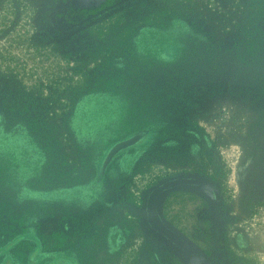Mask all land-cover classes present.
I'll list each match as a JSON object with an SVG mask.
<instances>
[{"label": "rangeland", "instance_id": "rangeland-1", "mask_svg": "<svg viewBox=\"0 0 264 264\" xmlns=\"http://www.w3.org/2000/svg\"><path fill=\"white\" fill-rule=\"evenodd\" d=\"M44 5L0 0V94L17 95L19 123L17 134L2 114L12 138L0 160V264H30L33 252L34 264H137L145 198L179 175L209 179L223 219L191 189L162 196L164 219L207 261L221 251L225 264H264V0H144L96 22L82 46L48 36ZM144 128L146 146L107 163L97 203L77 195L79 213L96 209L66 235L61 203L40 195L91 184L108 149ZM145 234L163 264H190Z\"/></svg>", "mask_w": 264, "mask_h": 264}, {"label": "flooded vegetation", "instance_id": "flooded-vegetation-1", "mask_svg": "<svg viewBox=\"0 0 264 264\" xmlns=\"http://www.w3.org/2000/svg\"><path fill=\"white\" fill-rule=\"evenodd\" d=\"M144 0H103L100 2V0H89L88 2H86L85 6H75L72 2V0H45V5L44 8L40 14V23L41 26L43 27V29L45 30V32L48 34L49 37L55 38V39H63V38H68L70 36H74V38H76V44H81L85 45L87 44H91L92 39L88 36H86V33L90 32H94L95 30L94 28V24L96 22H98L99 20L107 17L108 15L112 14L115 11L127 8L133 4L136 3H141ZM1 26V24H0ZM2 35V31L0 28V37ZM86 44V45H87ZM173 45H170L168 47V49L166 50V53H171L173 56ZM164 52V51H163ZM162 52V54H163ZM3 59V54L2 52H0V59ZM1 69V68H0ZM12 76V75H11ZM13 90L12 93L10 94V96H8V98H4L3 94H0V122H3V116L2 114H4L5 116V120L7 119L8 114H10L11 118L15 119V132L19 134V123H18V97L16 95H13ZM18 94V93H16ZM10 104V105H8ZM92 113L90 114L91 117ZM93 116V115H92ZM163 128V126H158L156 127V133H154V139L159 137V131ZM151 129L150 128H144L139 130L138 132H135L133 134H131L130 136L124 138L123 140H120L119 142H117L116 144H114L112 147H110L107 151V153H105V155L103 157H101L102 159H100L101 161H99L96 165V168H93L91 171H95V174L93 176V178L91 179V184L90 182L87 184H84L82 186L80 185H76V186H64V189L59 190V192L57 193H53V194H42L40 195V197L42 199H57L61 205L60 208L62 210V212L64 213V220H65V226H63L64 230H65V234L67 235L68 233L72 232V231H79L77 227H74L72 225V221L78 219L79 221H81V214L82 213H88V214H92L93 209L96 208H90L89 210H87V212H80L78 211V209L76 210L75 207L76 206V197L79 194L81 197L85 198V199H90L87 202L92 201V203H97L96 202V198L100 195V191H99V187H101L102 185L100 184V181L105 179V174L109 171V166H106L107 164H105V161L110 153V151L112 150V148L117 145L118 143H121L125 140L130 139L131 137H133L136 134L139 133H145V136L138 140L136 143V145L138 146H146L147 143L150 141V139L152 138V133H151ZM158 136V137H157ZM19 136H14V138L16 139V142H19ZM9 138H12V136L9 135H5L4 131H3V126H1L0 128V160L3 162L2 159V153H3V149L4 146L6 145V141L9 140ZM31 146L27 147L28 151ZM133 148L135 147H130L128 149H126L129 153L132 152L133 153ZM124 150H122L121 152H117L113 158H117L121 155V153ZM31 152H35V149H32ZM134 154H137V151L134 152ZM5 159V157H4ZM43 165V164H42ZM42 165H38L36 166V170L40 169L43 170ZM106 166V167H105ZM200 176V175H198ZM203 177V176H201ZM205 178V177H203ZM207 179V178H205ZM209 180V179H207ZM210 181V180H209ZM214 210V209H213ZM221 210L222 207L219 203L218 208H217V213L216 211L214 212V218L216 220V222L221 221L223 219V216L221 215ZM90 211V212H89ZM97 212V211H96ZM139 225L141 226L139 228V233H137V235H144V246L141 249V251L139 252V256H138V262L137 264H163L162 263V257L160 255V253L158 252H152L149 254V252L147 253V249H146V244H147V240H146V232L149 234V237L151 238V240L154 243H158L161 244L162 242L157 241L156 238H154L147 230L144 219L140 218L139 219ZM143 225V226H142ZM220 225V224H218ZM73 226V227H72ZM125 229V228H124ZM143 229V230H142ZM110 230V228H109ZM127 231V229H125V231L123 233H125ZM145 232V233H144ZM112 234H116V233H112ZM122 234L118 235L117 237L121 236ZM113 236V235H112ZM70 250L72 251V253H76L78 250H74V248H70ZM2 254V253H1ZM151 255V259H149V256ZM31 260H30V264H34L35 263V255L33 252V255H31ZM210 257V256H209ZM12 260V258L10 259V261ZM9 260H6V263ZM63 263L62 264H74L72 259L70 258H63V260H61ZM225 259L223 258V253L221 251H216V253L211 254V262L208 261V264H225ZM5 263V264H6Z\"/></svg>", "mask_w": 264, "mask_h": 264}, {"label": "water", "instance_id": "water-1", "mask_svg": "<svg viewBox=\"0 0 264 264\" xmlns=\"http://www.w3.org/2000/svg\"><path fill=\"white\" fill-rule=\"evenodd\" d=\"M89 0H72L75 6H85ZM103 0H100V2ZM139 140L133 137L115 145L110 151L106 164L121 149L128 147ZM191 189L202 192L209 196L214 212L217 213L219 205V195L215 185L198 175H179L161 181L153 187L145 198L143 207V219L148 232L157 240L163 241L173 249L182 254L190 264H208V261L199 249L192 244L183 234L172 227L163 217L160 201L164 194L178 190Z\"/></svg>", "mask_w": 264, "mask_h": 264}, {"label": "trees", "instance_id": "trees-1", "mask_svg": "<svg viewBox=\"0 0 264 264\" xmlns=\"http://www.w3.org/2000/svg\"><path fill=\"white\" fill-rule=\"evenodd\" d=\"M145 136V133H139V134H136L134 135L133 137H139V140L142 139L143 137ZM131 137V138H133ZM107 160V159H106ZM105 164H106V161H105Z\"/></svg>", "mask_w": 264, "mask_h": 264}]
</instances>
